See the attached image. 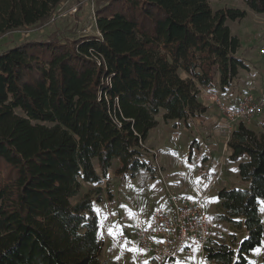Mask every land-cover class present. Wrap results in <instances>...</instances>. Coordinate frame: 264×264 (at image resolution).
Masks as SVG:
<instances>
[{"label":"trees","instance_id":"1","mask_svg":"<svg viewBox=\"0 0 264 264\" xmlns=\"http://www.w3.org/2000/svg\"><path fill=\"white\" fill-rule=\"evenodd\" d=\"M62 0H0V35L41 25ZM225 1V0H224ZM264 15V0H242ZM97 35L56 32L0 51V264H116L101 260L99 186L155 173L144 143L164 123L185 128L205 107L201 91L232 87L248 70L225 24L243 10L210 0L94 3ZM256 134L240 122L226 144L245 189H220L214 219L244 226L235 247L211 241L213 264H250L264 227V119ZM92 186L72 203L83 186ZM236 219H241L237 222Z\"/></svg>","mask_w":264,"mask_h":264},{"label":"rangeland","instance_id":"2","mask_svg":"<svg viewBox=\"0 0 264 264\" xmlns=\"http://www.w3.org/2000/svg\"><path fill=\"white\" fill-rule=\"evenodd\" d=\"M63 1H67L66 5L62 9L55 8L48 20L41 25L0 35V51L11 48L18 42L40 41L56 32L70 34L74 31L82 35H97L90 23V10L93 3L98 4L104 0H92V3L90 0ZM74 5H77L78 10L77 13L71 14L69 10ZM210 6L213 11L232 8L246 12L241 21L227 20L225 25L239 41L240 47L236 55L248 70L240 71L239 78L225 93L215 89V98L209 97V93L202 95L200 101L205 110L194 122L189 123L187 128L182 125L174 127L172 123L166 124L162 116H158V126L150 132L148 140L144 143L145 147L141 149V160L145 162L150 159L155 168H161L165 186L174 193L205 194L206 211L211 216L214 229L212 241L236 247L246 237V230L242 225L236 227L214 219L219 213L216 194L223 188L245 189L246 185L240 183L236 165L228 162L226 144L231 132L224 127L226 122L215 99L217 96L219 100L229 104L237 97L251 95L256 98L259 94H264V15L250 12L242 0H210ZM263 119L264 113L252 119H244L243 124L259 134L263 131L260 126ZM239 123L236 122L235 127ZM150 150L152 153H149ZM115 168L116 165L108 171L107 178L103 179L99 186L102 189L101 203L93 202V212L99 219L98 236L104 245L100 259H110L116 264H150L148 258L138 255L137 252L130 253L121 245L119 239L133 234L135 224L130 222L133 215L138 217L146 213L153 202L161 201L165 186L155 173L144 170H141L136 178L127 176L125 180L120 181L113 173ZM82 189L81 194L72 200V203L93 187L84 185ZM212 200L214 202H210ZM259 213L264 227V200L260 201ZM236 221L241 222V219ZM110 228L114 235H109ZM249 255L250 264H261V249ZM174 264H194V261L183 260Z\"/></svg>","mask_w":264,"mask_h":264},{"label":"built area","instance_id":"3","mask_svg":"<svg viewBox=\"0 0 264 264\" xmlns=\"http://www.w3.org/2000/svg\"><path fill=\"white\" fill-rule=\"evenodd\" d=\"M66 3L67 1L62 0L59 9ZM93 5L94 3L91 5L90 23L96 31ZM77 10V5H74L69 12L75 14ZM215 103L223 115L226 122L224 127L229 133L236 129V122H243L244 119H252L264 113L263 93L256 98L251 95L237 97L229 104L216 98ZM162 175L161 168L156 166L155 176L165 186ZM205 196L174 193L165 186L161 201L153 202L146 213L138 217L133 215L130 222L135 224L134 232L130 237H120L121 245L130 253L137 252L138 255L148 258L150 264H174L183 260L194 261V264H213L205 256L206 248L212 243L214 230L211 216L206 211Z\"/></svg>","mask_w":264,"mask_h":264},{"label":"crops","instance_id":"4","mask_svg":"<svg viewBox=\"0 0 264 264\" xmlns=\"http://www.w3.org/2000/svg\"><path fill=\"white\" fill-rule=\"evenodd\" d=\"M256 83H257V82H256ZM259 87H260V85H259ZM215 89H216V91L218 92L219 88H215ZM215 89H214V91H212L211 93H210L208 90H202V91H201V96H202V95H205V94H207V93H209V95H210L209 97H214V98H215V95H216V93H217V92H215ZM220 95H221V92H220ZM220 95H219V96H220ZM224 95H225V94H223V96H224ZM201 96H200V97H201ZM216 98H217V96H216ZM196 119H197V118H196ZM196 119H194V120H196ZM148 138H149V137H148ZM148 138H147V140H148Z\"/></svg>","mask_w":264,"mask_h":264},{"label":"snow or ice","instance_id":"5","mask_svg":"<svg viewBox=\"0 0 264 264\" xmlns=\"http://www.w3.org/2000/svg\"><path fill=\"white\" fill-rule=\"evenodd\" d=\"M210 202H214V200L210 201ZM109 235H114V233L112 232V229H109Z\"/></svg>","mask_w":264,"mask_h":264}]
</instances>
